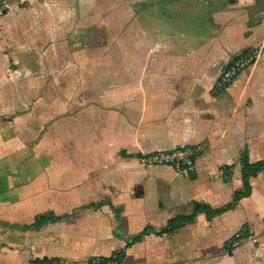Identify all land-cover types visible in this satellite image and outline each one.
Segmentation results:
<instances>
[{"label": "crops", "instance_id": "0c3cea01", "mask_svg": "<svg viewBox=\"0 0 264 264\" xmlns=\"http://www.w3.org/2000/svg\"><path fill=\"white\" fill-rule=\"evenodd\" d=\"M126 2L14 0L0 20V264H264V171L234 200L242 155L264 161V0ZM189 145L194 175L141 165ZM194 204L234 207L167 231Z\"/></svg>", "mask_w": 264, "mask_h": 264}, {"label": "built area", "instance_id": "2783aa9c", "mask_svg": "<svg viewBox=\"0 0 264 264\" xmlns=\"http://www.w3.org/2000/svg\"><path fill=\"white\" fill-rule=\"evenodd\" d=\"M13 2L14 0H0V20L6 16ZM259 55L260 49H249L225 64L212 87V95H219L230 88L241 73L251 69L255 65ZM202 151L203 149L200 146L191 145L171 150L156 151L143 156L141 158V165L144 167H170L179 175L191 176L196 173L197 159ZM123 260L124 252L116 251L108 257H94L91 260V264H123Z\"/></svg>", "mask_w": 264, "mask_h": 264}, {"label": "trees", "instance_id": "16d2710c", "mask_svg": "<svg viewBox=\"0 0 264 264\" xmlns=\"http://www.w3.org/2000/svg\"><path fill=\"white\" fill-rule=\"evenodd\" d=\"M242 163V176H243V185L235 192L234 200L239 201L243 197L251 196V186H250V178L253 176H257L260 172L264 171V161L251 164L249 162L248 156L244 153L241 157ZM233 205H229L224 209H212L210 206H201L194 204L192 213L189 215H182L175 217L169 223L167 231H173L178 228L182 223L192 222L197 215L201 213H205L209 216V218H213L219 215L222 211L226 209L233 208ZM56 220L55 216H41L39 222L36 223V226L40 224H44L50 221ZM42 264H48V261L43 262Z\"/></svg>", "mask_w": 264, "mask_h": 264}, {"label": "rangeland", "instance_id": "374dc122", "mask_svg": "<svg viewBox=\"0 0 264 264\" xmlns=\"http://www.w3.org/2000/svg\"><path fill=\"white\" fill-rule=\"evenodd\" d=\"M105 1H107V0H97V4L98 5H100L101 6V4H104V2ZM111 2H115V0H110ZM130 2V0H127V2L126 3H129ZM92 11V10H91ZM89 12V14H88V17H89V20L92 18L93 20L95 19V20H97V21H99V19H100V17H101V13H100V11L99 10H97L96 9V11H92V12ZM114 20H115V22H116V20H117V18H114ZM95 33H94V35H95V38H96V40L97 41H99L100 40V43H99V45H97V47H103V46H105V38H103V33H102V30H97V32H96V30L94 31ZM103 35V36H102ZM80 36L82 37H84L85 36V29H82V31H81V33H80ZM102 38L104 39V41H102ZM85 43V40L83 39V44ZM83 46H85V44L83 45Z\"/></svg>", "mask_w": 264, "mask_h": 264}]
</instances>
